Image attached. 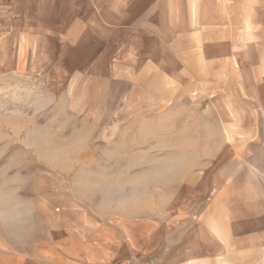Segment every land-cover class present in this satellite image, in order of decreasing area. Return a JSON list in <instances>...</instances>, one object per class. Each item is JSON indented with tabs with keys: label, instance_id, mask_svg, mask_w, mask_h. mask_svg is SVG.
Masks as SVG:
<instances>
[{
	"label": "rangeland",
	"instance_id": "rangeland-1",
	"mask_svg": "<svg viewBox=\"0 0 264 264\" xmlns=\"http://www.w3.org/2000/svg\"><path fill=\"white\" fill-rule=\"evenodd\" d=\"M0 264H264V0H0Z\"/></svg>",
	"mask_w": 264,
	"mask_h": 264
},
{
	"label": "crops",
	"instance_id": "crops-1",
	"mask_svg": "<svg viewBox=\"0 0 264 264\" xmlns=\"http://www.w3.org/2000/svg\"><path fill=\"white\" fill-rule=\"evenodd\" d=\"M169 2V1H168ZM167 2V4H170V3H168ZM188 9H189V7H188ZM170 21L172 22V19H171V17H170ZM169 25H173V24H169ZM174 25H177V26H180L181 28H180V30L182 29V28H184L186 25L184 24V22L182 21V22H174Z\"/></svg>",
	"mask_w": 264,
	"mask_h": 264
}]
</instances>
